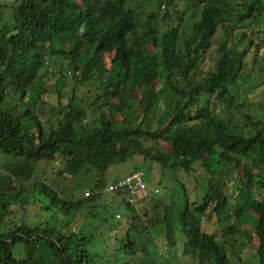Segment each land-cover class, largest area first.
<instances>
[{
    "label": "trees",
    "instance_id": "trees-1",
    "mask_svg": "<svg viewBox=\"0 0 264 264\" xmlns=\"http://www.w3.org/2000/svg\"><path fill=\"white\" fill-rule=\"evenodd\" d=\"M258 72L264 0H4L0 155L17 174L0 173V264H160L148 238L159 230L166 250L230 264L241 260L244 223L264 264V118L241 102ZM83 84L95 87L90 101L77 97ZM137 163L200 180L192 193L175 181L177 202L149 191L139 212L126 193H104L112 167ZM47 164L55 179L41 177ZM57 179L84 181L88 194L63 195ZM220 223L219 235L208 232Z\"/></svg>",
    "mask_w": 264,
    "mask_h": 264
},
{
    "label": "rangeland",
    "instance_id": "rangeland-1",
    "mask_svg": "<svg viewBox=\"0 0 264 264\" xmlns=\"http://www.w3.org/2000/svg\"><path fill=\"white\" fill-rule=\"evenodd\" d=\"M4 0H0V3H2ZM141 9L143 10V14L151 11V7L153 5L151 3H147L145 1H141L140 4ZM7 11H4V14ZM57 62V61H56ZM55 67V66H54ZM54 67H50V70H53ZM249 84L246 87H243L242 90L243 96H241V102L244 105L243 106V112L250 115L251 117H256L257 116H263L264 118V98H262L260 95L262 94V91L264 90V73H256L254 75V78L249 79ZM69 83V81H68ZM43 87L46 89V91L50 94V100L53 102L55 99L53 98L54 92L56 90V80L54 77L48 76L44 79V84ZM91 94L89 95V93ZM95 92V87L90 84H83L79 87L78 92H77V97L79 98H84L83 95L88 96L86 101H90V97L93 93ZM135 94H133L134 97ZM261 106V107H260ZM260 107V109H259ZM43 108L51 114L53 112V109L51 106L44 105ZM138 162V161H137ZM14 164L15 162L10 160V159H5L2 155H0V173L3 174L5 171H12L13 174H17V172L13 171L14 170ZM136 166H138L139 170L143 171L144 173V182L148 187V191L153 192L155 189L158 191L156 196H151L153 198H159L162 199L163 201H167L169 195L173 197V200L175 202L182 200V194H181V188L178 185L174 186V182L179 180V181H184L187 185L188 191L192 193V191L195 188L196 182H198L199 179V173H194L190 176H188L186 179L184 178V175L179 172H173V173H164L162 175L160 171L158 170V167L154 164L147 163V164H141L137 163ZM43 167V166H42ZM46 168H40L41 171H45V176H41V172L37 173V175L40 177H45L49 180L55 179V176H52L51 173L56 170V167H52L50 164L45 165ZM130 165H122L121 167L119 166H114L112 167L106 174V181L110 185V177L114 176H121L122 174L127 173L129 170H131ZM5 171H4V170ZM130 173V172H129ZM128 173V174H129ZM126 174V175H128ZM125 175V176H126ZM90 180L91 178L87 177L86 183L90 185ZM57 181V184L60 187V190L63 195L65 194L66 196H69L71 198H77L81 194L86 195L88 194V190L85 189L84 181L82 182H77V181H59L58 179L55 180ZM108 186V185H107ZM88 188V187H87ZM172 189V190H171ZM90 193V192H89ZM111 194V193H109ZM104 203L109 204L110 203V197L104 199ZM136 203H134L135 205ZM32 206H30L31 208ZM149 202L145 200V202L142 203H137L136 204V210L141 212L144 208L149 209ZM111 211H118L119 213H126L125 209L121 207L119 210L115 206H110L108 207ZM116 209V210H115ZM116 216V215H115ZM17 219L20 218V215L16 216ZM121 216L115 217L116 221L121 220ZM84 221L83 217H79L77 220L78 225H82V222ZM111 222V221H110ZM204 222V221H203ZM222 223L211 225L208 227V232L214 233L216 235H219V232L222 228ZM113 230L112 226L108 228L106 226L105 228H101L97 233H96V238L97 242L101 244L102 247V241L103 239L108 237V231ZM242 230V235L238 238L239 242L243 245L242 252L240 253V259L239 261L235 260V258H230L229 262L230 264H257L256 258L254 256V252L250 244H248V241L246 239V234L250 232V226L249 224H243L241 227ZM159 233H151V235L148 236L149 242H152V245L155 246L156 248H162L163 254L165 255L164 258L158 259V263L160 264H197V260L192 259L191 257H188L186 255L182 254V249L181 246L178 245L177 248L173 249H167L166 246L163 243V233L162 231H158ZM110 236V235H109ZM147 240V239H145ZM109 250H112V243L108 241V243H104L103 248L105 247L108 248ZM149 249H151V246H149ZM108 250V251H109ZM107 251V252H108ZM151 257H153V254L150 253ZM19 257H23V255L19 254Z\"/></svg>",
    "mask_w": 264,
    "mask_h": 264
},
{
    "label": "built area",
    "instance_id": "built-area-1",
    "mask_svg": "<svg viewBox=\"0 0 264 264\" xmlns=\"http://www.w3.org/2000/svg\"><path fill=\"white\" fill-rule=\"evenodd\" d=\"M115 192L126 193L128 204H134L136 200L147 197L149 191L144 182V173L142 171L131 172L104 189V193L106 194ZM157 192L156 189L153 191L154 194Z\"/></svg>",
    "mask_w": 264,
    "mask_h": 264
},
{
    "label": "crops",
    "instance_id": "crops-1",
    "mask_svg": "<svg viewBox=\"0 0 264 264\" xmlns=\"http://www.w3.org/2000/svg\"><path fill=\"white\" fill-rule=\"evenodd\" d=\"M128 174V173H127ZM124 177V176H123ZM122 177L120 176V177H116V176H114V177H110V184H111V182L113 181L114 182V180H119V179H121Z\"/></svg>",
    "mask_w": 264,
    "mask_h": 264
}]
</instances>
